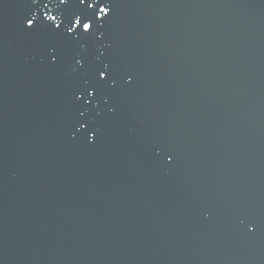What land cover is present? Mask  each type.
<instances>
[{
	"label": "water",
	"instance_id": "95a60500",
	"mask_svg": "<svg viewBox=\"0 0 264 264\" xmlns=\"http://www.w3.org/2000/svg\"><path fill=\"white\" fill-rule=\"evenodd\" d=\"M0 264H264V0H0Z\"/></svg>",
	"mask_w": 264,
	"mask_h": 264
}]
</instances>
